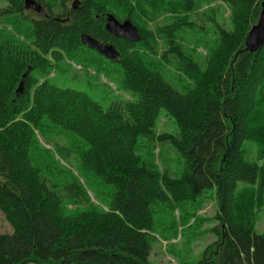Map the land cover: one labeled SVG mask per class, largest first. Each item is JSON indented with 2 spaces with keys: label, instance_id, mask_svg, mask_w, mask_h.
Segmentation results:
<instances>
[{
  "label": "trees",
  "instance_id": "trees-1",
  "mask_svg": "<svg viewBox=\"0 0 264 264\" xmlns=\"http://www.w3.org/2000/svg\"><path fill=\"white\" fill-rule=\"evenodd\" d=\"M49 1L52 14L59 6L54 17L27 16L32 30L19 26L30 45L0 35V213L12 229L0 234V264H156L152 206L194 201L209 190L218 221V249L210 264H264V233L257 231L256 217L264 163L247 160L244 151L251 118L264 98V46L250 50L246 44L264 0H220L231 9L233 28L216 24L213 45L197 43L207 46L203 63L200 47L195 58L196 50L184 53L183 38L176 37L184 26L197 25L188 16L157 31L143 18L149 9L189 13L194 0H142L127 16L113 14L137 26L142 40L110 42L121 52L120 86L130 99L116 100L108 110L87 93L41 82L35 73L50 75L64 58L83 57L82 48H89L83 35L110 41L103 16L111 12V0H83L72 10L67 0ZM2 2L8 7L0 8L1 15H16L21 24L25 0ZM159 34L168 38L160 56ZM169 64L179 66L184 92L165 77ZM23 80L25 92L18 95ZM162 109L175 120L177 133H158ZM49 123L86 143L84 167L115 187L107 210L92 204L77 181L59 188L36 165V129ZM143 139L176 149L184 159L183 175L175 178L138 154ZM67 198L88 205L68 215Z\"/></svg>",
  "mask_w": 264,
  "mask_h": 264
},
{
  "label": "rangeland",
  "instance_id": "rangeland-1",
  "mask_svg": "<svg viewBox=\"0 0 264 264\" xmlns=\"http://www.w3.org/2000/svg\"><path fill=\"white\" fill-rule=\"evenodd\" d=\"M72 1L67 0L68 8L72 3L80 0ZM140 1L142 0H111L109 4L105 3L106 8L111 10L106 13V16L111 14L127 16L128 9H138L137 5L140 4ZM165 1L175 4L178 0ZM49 2L48 0L38 4L42 3L50 9ZM83 2L85 4V1ZM7 4L2 2L0 8H7ZM169 7L170 4L165 6V8ZM58 8L59 6H56L53 12H58ZM55 13L54 15H56ZM143 14L146 16L143 18L147 21V26L153 31L165 30L167 26L179 23L184 16H188L192 23H197L196 26H184L186 30L180 31L176 37L179 41L180 38H183L180 42L184 44V53L185 49L196 50L195 58H197V47H200L198 52L204 55L198 56L200 63L204 62L207 46L203 48L201 45L197 46V43L202 42V44H211L212 46V40L217 36L216 24L227 31H231L233 28L231 9L220 0H194L193 10L189 13L182 10L177 12L176 9L170 11L149 9L148 13ZM20 15L21 24L18 23V16L3 17L0 12V35L9 38L12 35L24 44L30 45L31 39L24 36L19 26L22 25L23 28L32 30L31 20L27 16L40 18L33 10L27 9L26 5ZM177 17L178 20H176ZM126 20L128 19L123 21ZM167 39L165 35L157 38L159 56L167 48ZM82 51L83 57L64 58L62 62L54 66L50 75L35 73L36 76L41 82L50 80L59 87L85 92L104 110H108L116 100L130 99V95L120 86L121 52L118 50L121 57L114 60L101 53L100 55L90 47L82 48ZM140 51L146 53L144 49H140ZM84 56L86 57L84 58ZM28 74L25 73L23 79ZM180 74L179 66L174 64H169L168 69L164 71L167 80L179 91L184 92L183 84L179 81ZM260 100L258 110L251 118V138L245 142L244 151L247 160L264 163V98L260 97ZM50 126L51 123L36 129L38 148L33 154L36 165L42 168L47 181L56 184L59 188H63L72 181H77L86 190L92 204L107 210L114 197L115 187L106 183L95 172L84 167L82 155L88 149L86 143L71 132H66L68 135L62 134L61 130L52 129ZM177 131L178 126L175 120L165 109H162L159 116L158 133H177ZM136 152L153 162L160 170L168 171L175 178L181 177L184 173V159L176 149L168 144L143 139L139 142ZM259 197L262 198V201L256 209L257 231L264 233V194H259ZM67 199H69L67 200L69 205L66 208L68 215H75L88 205V202L85 201L74 198ZM152 212L155 222L151 242L153 249L151 260L153 262L156 264H210L214 252L218 249L216 245H213L218 242L217 233L214 232L218 221L216 220V196L212 190L203 193L194 201L182 204L169 202L154 205ZM11 232V226L5 220L4 215L0 213V234ZM207 249L208 253L204 258Z\"/></svg>",
  "mask_w": 264,
  "mask_h": 264
},
{
  "label": "water",
  "instance_id": "water-1",
  "mask_svg": "<svg viewBox=\"0 0 264 264\" xmlns=\"http://www.w3.org/2000/svg\"><path fill=\"white\" fill-rule=\"evenodd\" d=\"M27 9H31L38 13H44L45 9L41 4H38L35 0H25ZM78 6V1L73 4V8ZM107 31L115 37L125 39L129 42L138 43L142 40L141 34L137 26H135L130 20L120 22L114 15L107 17L106 24ZM83 42H85L91 49L99 51L105 57L109 59H118L120 52L117 48L110 44L100 45L98 41L91 35H83ZM246 44L250 50L258 49L264 46V2L262 3V10L257 25L253 26L247 36ZM23 82L17 89V94L23 92Z\"/></svg>",
  "mask_w": 264,
  "mask_h": 264
},
{
  "label": "flooded vegetation",
  "instance_id": "flooded-vegetation-1",
  "mask_svg": "<svg viewBox=\"0 0 264 264\" xmlns=\"http://www.w3.org/2000/svg\"><path fill=\"white\" fill-rule=\"evenodd\" d=\"M74 1H76V0H73L72 2H74ZM37 3H39V2H37ZM84 2H83V0H80V1H78V6L76 7V8H73V5L72 4H74V3H72L71 5V7H69L71 10L72 9H77V8H79L82 4H83ZM42 6H43V8L45 9V12L44 13H36L35 11V13L37 14V15H39V17H42V16H44V17H47V18H50V12H49V9L48 8H46V6H44L42 3H40ZM51 14H52V12H51ZM53 15V17H54V14H52ZM67 17H69V16H67ZM103 18H105V23H104V25H105V29H106V24H107V16L105 15V16H103ZM108 34H110L109 32H108ZM111 35V37H109V38H111V40L110 41H107V40H105V41H103L102 39H101V37H100V35H99V38L101 39H98V38H95L97 41H98V44H100V45H104V44H110L111 45V41H114L115 39H113V38H118V37H115L114 35H112V34H110ZM108 38V39H109ZM86 44V43H85ZM87 45V44H86ZM88 46V45H87ZM89 47V46H88ZM94 51H96L97 52V50H94ZM98 53L100 54V52L98 51ZM101 55V54H100ZM31 67H28V70H27V73H31ZM23 84H24V82H23ZM25 92V89H23V92L21 93V94H23Z\"/></svg>",
  "mask_w": 264,
  "mask_h": 264
},
{
  "label": "bare ground",
  "instance_id": "bare-ground-1",
  "mask_svg": "<svg viewBox=\"0 0 264 264\" xmlns=\"http://www.w3.org/2000/svg\"><path fill=\"white\" fill-rule=\"evenodd\" d=\"M37 13V12H36ZM86 45V44H85ZM98 52V51H97ZM121 57V56H120ZM170 82V81H169Z\"/></svg>",
  "mask_w": 264,
  "mask_h": 264
}]
</instances>
